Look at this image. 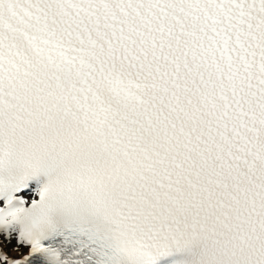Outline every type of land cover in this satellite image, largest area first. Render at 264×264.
<instances>
[{
    "label": "snow or ice",
    "instance_id": "snow-or-ice-1",
    "mask_svg": "<svg viewBox=\"0 0 264 264\" xmlns=\"http://www.w3.org/2000/svg\"><path fill=\"white\" fill-rule=\"evenodd\" d=\"M0 264H264V0H0Z\"/></svg>",
    "mask_w": 264,
    "mask_h": 264
}]
</instances>
